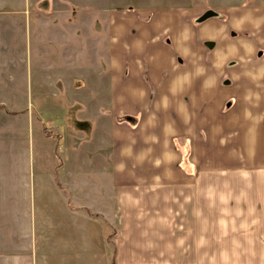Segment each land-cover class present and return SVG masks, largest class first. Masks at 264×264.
I'll return each instance as SVG.
<instances>
[{
  "label": "rangeland",
  "instance_id": "obj_1",
  "mask_svg": "<svg viewBox=\"0 0 264 264\" xmlns=\"http://www.w3.org/2000/svg\"><path fill=\"white\" fill-rule=\"evenodd\" d=\"M208 10L218 16L199 23ZM178 24L196 30L227 27L228 42L207 40L219 43L213 50L200 40L204 58L187 60L177 53L172 69L188 68L190 61L194 68H225L222 86L233 83L234 71L264 74V0H0V254L33 250L39 264H117L123 240L124 248L132 249V262L143 258L155 264L159 253L150 246V229L129 220L120 239L117 221L105 220L106 210H114L117 177L114 148L99 136L110 122L140 128L141 115L117 109L120 97L110 94V85L121 82V71L127 82L133 69L143 70L148 81L154 68L172 70L161 56L163 48H175L172 31ZM155 45L162 47L161 56L153 51ZM218 55L225 60L216 59ZM259 79L264 90V76ZM147 85L151 92L142 109L157 118L159 92L153 83ZM233 105L228 101L189 118L184 111L162 108L157 127L163 137L177 136L175 146L184 151L178 163L194 181L202 178V166L223 168L229 181L224 196L231 202L224 209L209 205L210 224L217 214L221 220L223 210L225 218L231 215L232 229L241 223L249 231L247 221L238 220L249 214V126L247 114L233 117ZM200 118L208 122H187ZM217 173L205 171L203 179L220 181V174L213 176ZM160 176L166 187L185 178L172 169H162ZM74 204L105 217L95 220L84 208L72 209ZM230 229L225 226L224 231ZM238 235L241 243L250 238Z\"/></svg>",
  "mask_w": 264,
  "mask_h": 264
},
{
  "label": "crops",
  "instance_id": "obj_2",
  "mask_svg": "<svg viewBox=\"0 0 264 264\" xmlns=\"http://www.w3.org/2000/svg\"><path fill=\"white\" fill-rule=\"evenodd\" d=\"M178 25L176 26L178 29L172 31L175 37V48H163L165 51L162 52H166L164 56L160 55L163 49L158 42L159 45L153 48L156 54H159L161 58L164 57L165 64L171 65L167 69H172L173 56L177 53L186 56L187 60L203 59L205 50L203 51L200 40L207 41L217 38L220 42L224 39L225 44L228 42L225 32L227 27L221 29L206 27L196 30L189 24L187 26ZM218 45L219 43L216 42V46ZM222 56L218 55L216 59L223 62L225 56ZM161 58L157 59L162 60ZM188 65V68L174 67L169 72L164 67L156 70L154 68L152 73L147 74L150 81L146 79L144 71H139L138 68L133 69L131 74L127 75L128 81L124 82L125 74L121 71L119 74L122 78L118 80L121 82L116 83L115 88L110 85V94L115 93L116 98L120 97L116 101V108H121L122 113L137 114L141 117L138 121L140 128H136L137 130L110 122L108 126L106 125L107 131L100 133L99 139L102 138L107 145L114 148L112 166L115 177H117L114 210H106L109 218L105 220L117 221L115 225L118 228L120 239L126 230V221H140L142 226L150 229L153 232L151 241L149 240L150 246L155 247V252L159 253L155 264H264V243H258L257 239L264 240V90L258 84L259 76L262 77L264 74H260L257 70L240 74L234 71L230 73V79L234 80L233 83L222 86L220 82L223 83L226 78L225 68H209V70L194 68L191 61ZM147 82L150 85L153 83L154 88L159 92L154 106L158 109V112L155 110L157 118L146 116L142 109L146 104L148 97L146 95L151 92L147 87ZM119 93L121 94L118 95ZM228 101L234 102L231 110L233 117L247 114L249 126L247 186L249 214L238 219L244 218L247 221L248 226L253 229L249 231L242 229L241 223L232 229L233 225L229 221L231 215L225 218L223 210L220 212L221 220L218 221L217 214L216 221L210 224L209 205L216 204L217 209H224V206L231 202L229 196H227L228 199L224 196L226 189H229V181L224 179L226 175L223 168L209 169L208 165L202 166L200 170L201 173L204 172L200 175L202 178L194 181V175L184 173L186 169L178 163L181 162L184 151L175 146L177 136L171 134L163 137L157 127L161 122L162 108L176 109L179 113L184 111V116L188 118L198 113L197 117H199L206 114L205 111H214L224 107ZM110 106L113 107L112 103ZM235 121L244 120L237 118ZM187 122L207 123L208 121L200 118L195 121L190 119ZM102 124H107L106 120H103ZM193 150V154L199 153L198 148L193 147ZM200 152L203 154L205 151L201 149ZM107 169L111 170V167ZM162 169L163 171L172 169L181 178H185L182 181L179 179L172 180L174 182L169 181V186L166 187L165 183L159 181ZM205 171L206 173L218 172L213 176L222 178L220 181L210 183L209 179H203ZM240 188V186L235 188L233 192H237ZM228 193V195L232 194ZM233 194L240 195L239 193ZM86 208V206L79 205L78 207L75 204L72 206L74 210L87 211L95 220L105 217L102 213ZM198 220H200L199 223ZM226 221L229 225H226ZM109 226L113 228L111 224ZM225 226L231 229L225 232ZM234 229L238 230L239 235L234 232ZM258 229H263L262 233ZM241 230L243 234H240ZM237 235L239 237L247 235L250 238L247 243H241L235 239ZM226 238L232 239L233 244L229 243ZM122 241L118 245L122 248L118 251L117 264H146L147 261L143 258L134 259L132 262L129 258L132 249L124 248L127 246L123 245ZM26 251L27 253L22 254H0V264H39L36 252Z\"/></svg>",
  "mask_w": 264,
  "mask_h": 264
},
{
  "label": "water",
  "instance_id": "obj_3",
  "mask_svg": "<svg viewBox=\"0 0 264 264\" xmlns=\"http://www.w3.org/2000/svg\"><path fill=\"white\" fill-rule=\"evenodd\" d=\"M218 16V12L215 11V10H208L206 11L203 15H201L199 18H198V22L199 23H203L211 18H214V17H217ZM205 45L210 48V49H214L215 46H216V42L215 41H207L205 42Z\"/></svg>",
  "mask_w": 264,
  "mask_h": 264
},
{
  "label": "trees",
  "instance_id": "obj_4",
  "mask_svg": "<svg viewBox=\"0 0 264 264\" xmlns=\"http://www.w3.org/2000/svg\"><path fill=\"white\" fill-rule=\"evenodd\" d=\"M92 215H94V214H92Z\"/></svg>",
  "mask_w": 264,
  "mask_h": 264
}]
</instances>
